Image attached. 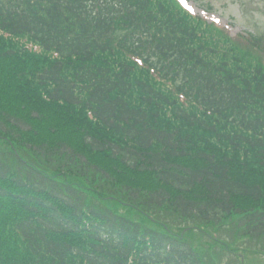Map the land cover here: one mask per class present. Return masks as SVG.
<instances>
[{"label":"trees","instance_id":"obj_1","mask_svg":"<svg viewBox=\"0 0 264 264\" xmlns=\"http://www.w3.org/2000/svg\"><path fill=\"white\" fill-rule=\"evenodd\" d=\"M255 42L173 0H0V264H205L189 232L234 218L264 239Z\"/></svg>","mask_w":264,"mask_h":264},{"label":"rangeland","instance_id":"obj_2","mask_svg":"<svg viewBox=\"0 0 264 264\" xmlns=\"http://www.w3.org/2000/svg\"><path fill=\"white\" fill-rule=\"evenodd\" d=\"M188 7H192L198 15H203L204 9L209 12L207 17L219 19L222 25L230 24L234 35L251 32L258 37L264 36V0H190ZM114 207L116 210L123 209L120 205ZM211 228L207 227L206 230ZM209 234L198 233L196 238L189 237L194 241L200 240L197 255L205 264H264V249L259 242L244 243L231 221ZM215 239L218 241L213 243Z\"/></svg>","mask_w":264,"mask_h":264}]
</instances>
